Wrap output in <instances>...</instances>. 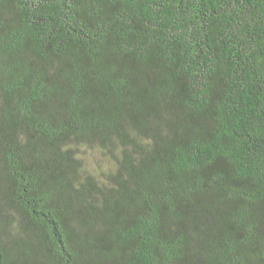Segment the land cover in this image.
I'll return each mask as SVG.
<instances>
[{
  "label": "trees",
  "instance_id": "obj_1",
  "mask_svg": "<svg viewBox=\"0 0 264 264\" xmlns=\"http://www.w3.org/2000/svg\"><path fill=\"white\" fill-rule=\"evenodd\" d=\"M0 264H264V0H0Z\"/></svg>",
  "mask_w": 264,
  "mask_h": 264
},
{
  "label": "rangeland",
  "instance_id": "obj_2",
  "mask_svg": "<svg viewBox=\"0 0 264 264\" xmlns=\"http://www.w3.org/2000/svg\"><path fill=\"white\" fill-rule=\"evenodd\" d=\"M84 158L86 159L89 168L94 170L96 173L104 171L108 172L109 162L106 161L97 151H88L85 153ZM93 171V172H94Z\"/></svg>",
  "mask_w": 264,
  "mask_h": 264
}]
</instances>
